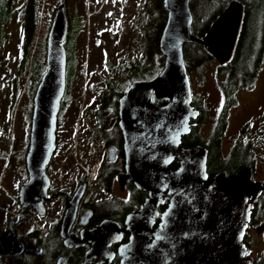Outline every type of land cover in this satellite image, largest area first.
<instances>
[{"label": "flooded vegetation", "instance_id": "1", "mask_svg": "<svg viewBox=\"0 0 264 264\" xmlns=\"http://www.w3.org/2000/svg\"><path fill=\"white\" fill-rule=\"evenodd\" d=\"M25 1L30 5L31 0ZM71 1L74 0H63L60 3L66 5L69 20V32L65 42L67 90L64 97L71 91L75 77L84 75V68L87 66L86 46L91 39L86 32L90 18L87 19L85 13L81 11L80 14L82 25L74 26L69 8ZM13 2L14 0L0 2V23L11 17ZM79 2L81 4L82 0H78ZM104 2L105 0L93 2L98 7L92 11V17L99 16ZM149 5H152L151 1H146L142 6L140 18L138 14L135 15L139 19V31L132 32L134 40L130 38V41L133 46L124 50L125 57L116 60V65L106 59L105 67L117 77L114 84L110 80L102 82L103 87L110 89V95L99 89V93L95 91L98 95L90 96L88 103L82 107L80 117L84 132L82 137L85 140V146L80 144L79 158L82 162L77 159L58 161L57 138V149L46 168L49 179L47 196L44 201L38 200L42 202L39 206L43 214H38L33 205L25 208L19 203L20 188L28 181V150L26 151L22 167L24 178L16 198L17 207L20 210H32L34 218L43 223L35 229L20 216L18 220L23 222L17 226L7 216L6 226L21 240V248L18 255H12L0 245V264H122L126 246L131 243L132 235L140 232L139 226L148 224V216L152 215L153 230L160 227L168 208L167 202L159 205L157 210L151 206L137 216L145 206L149 193L124 178L126 151L120 118L121 98L128 88L134 83L153 80L136 78L142 77L143 73L148 77L153 66L151 44L148 43L146 50L140 47V27H151V18L147 15L151 10ZM30 13L29 9L28 16ZM218 16L214 17L210 28ZM245 20L230 62L222 63L205 46L199 44L210 57L200 60V64L193 68H186L191 86V106L196 117L190 119L189 131L183 135L181 147L202 148L206 152L208 182L218 178L232 182L238 177L248 182L249 220L242 240L244 258L251 264H264V19H258L252 26L246 25ZM246 29L247 32L253 30L255 38L249 35L242 43V35ZM206 35L197 38L203 40ZM115 36L121 38V34ZM93 44L96 46V40ZM240 53L243 59L253 55V62L243 63L239 59ZM92 89L95 87L92 86ZM92 92L94 93L93 90ZM155 102L161 104L159 102L162 101ZM67 103L64 98L60 111ZM96 143L98 146L94 145ZM76 194L79 199L74 206L72 203ZM74 209L69 234H75L77 238L67 245L61 233L68 210L72 215ZM155 214L156 217L153 216ZM184 223L185 220L183 225ZM99 228L102 233L98 241L100 249L96 256L88 257L95 240L81 245L84 241L83 234Z\"/></svg>", "mask_w": 264, "mask_h": 264}, {"label": "water", "instance_id": "2", "mask_svg": "<svg viewBox=\"0 0 264 264\" xmlns=\"http://www.w3.org/2000/svg\"><path fill=\"white\" fill-rule=\"evenodd\" d=\"M190 3L191 0H163L167 12L159 44L165 58L163 69L155 79L131 85L121 98L124 178L149 193L137 216L151 206L157 210L168 203L157 230L152 229L150 215L148 224L139 226L140 232L132 235L122 264H251L244 258L242 244L249 220L248 182L241 177L232 182L225 178L208 182L206 152L181 147L189 121L196 117L184 45L201 44L222 63L230 62L242 32L245 8L239 1H230L202 40L192 33ZM68 32L63 3L56 9L46 38L47 69L33 98L26 154L28 181L19 192L20 205H33L38 214H43L38 200L44 201L47 196L46 168L57 149L59 114L67 90ZM155 100L167 103L161 105ZM78 199L76 194L74 206ZM75 209L72 215L68 210L61 233L67 245L77 238L69 234ZM101 234V228L83 234L81 245L95 240L88 257L96 256L100 249Z\"/></svg>", "mask_w": 264, "mask_h": 264}, {"label": "rangeland", "instance_id": "3", "mask_svg": "<svg viewBox=\"0 0 264 264\" xmlns=\"http://www.w3.org/2000/svg\"><path fill=\"white\" fill-rule=\"evenodd\" d=\"M33 1L39 15L36 45H44L54 11L63 0ZM93 2L95 0H82L80 4L78 0H74L69 5L74 26L82 25L81 11L86 14L87 19L90 18L86 32L91 39L86 46L87 66L84 68V75L75 77L71 91L64 97L68 103L59 114L58 161L77 159L82 162L79 158L80 144L85 146L80 117L82 107L88 103L90 96L98 95L104 80H110L113 84L117 81L116 74L105 67L106 59L116 65V60L125 57L124 50L133 46L130 41V38L134 40L132 32L139 31V19L135 15L138 14L140 18L139 13L146 0H105L99 16L92 17V11L98 7ZM29 6L25 0H14L11 17L0 23V57L6 61L5 67L0 68V245L12 255L20 252L21 240L6 226V217L18 226L23 222L18 220L21 216L35 229L43 223L34 218L32 210H20L16 200L24 178L22 167L28 150L33 112V99L24 94L27 78L17 72ZM149 8L152 10V5ZM120 34L121 38L115 36ZM95 40L96 46L93 44ZM152 69L154 72L151 77H154L160 70L155 57ZM94 145L98 146V143Z\"/></svg>", "mask_w": 264, "mask_h": 264}, {"label": "trees", "instance_id": "4", "mask_svg": "<svg viewBox=\"0 0 264 264\" xmlns=\"http://www.w3.org/2000/svg\"><path fill=\"white\" fill-rule=\"evenodd\" d=\"M152 2V10L147 13L148 18H151V27L149 28H141V41L140 47L142 49H147L148 43L151 44L152 48V56L156 59V65L160 68L159 73L162 71L164 66V56L160 51L159 44L160 38L163 32V28L165 26V22L167 19V12L163 7V0H146ZM233 0H191V12L193 16L192 23V33L196 37L203 38L209 31L210 24L214 17L221 14L226 5ZM244 4L246 10V25L248 24L252 26L258 21V19H264V0H236ZM31 13L29 15L28 24L25 26V35L23 37V44L21 47L20 60L17 66V72L22 73L23 76H26L27 80L24 85L25 95H28L31 100L34 98L35 92L38 88V85L41 82L42 76L47 69L46 64V43L44 45H36L37 38V29H38V19L39 15L37 14V10L34 7V1L31 0L30 8ZM8 18H6V21ZM251 23V24H250ZM253 35L255 38V32L252 30L251 32L246 31L243 32L242 40L244 43L247 36ZM209 54L205 50V48L199 44H185L184 45V60L186 68H193L196 64H200V60L208 59ZM240 60L243 63H252L253 55H249L247 58L243 59V55L240 53ZM6 61L0 57V68L5 67ZM154 70L152 69L149 72L148 77L142 74V77L137 76V80H151L158 76H152ZM141 75V74H140ZM113 84V82H110ZM114 86V85H113ZM101 90H105L110 95V89L107 87H103ZM163 104V102H159ZM177 167L176 164L173 165Z\"/></svg>", "mask_w": 264, "mask_h": 264}, {"label": "crops", "instance_id": "5", "mask_svg": "<svg viewBox=\"0 0 264 264\" xmlns=\"http://www.w3.org/2000/svg\"><path fill=\"white\" fill-rule=\"evenodd\" d=\"M25 35V34H24Z\"/></svg>", "mask_w": 264, "mask_h": 264}]
</instances>
